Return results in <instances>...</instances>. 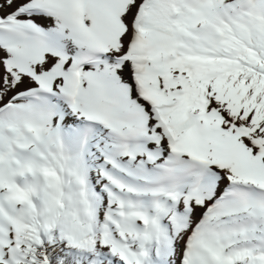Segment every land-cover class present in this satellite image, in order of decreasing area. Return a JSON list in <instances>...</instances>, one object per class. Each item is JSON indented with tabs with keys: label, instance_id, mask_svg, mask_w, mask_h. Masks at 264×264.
<instances>
[{
	"label": "snow or ice",
	"instance_id": "snow-or-ice-1",
	"mask_svg": "<svg viewBox=\"0 0 264 264\" xmlns=\"http://www.w3.org/2000/svg\"><path fill=\"white\" fill-rule=\"evenodd\" d=\"M0 264H264V0H0Z\"/></svg>",
	"mask_w": 264,
	"mask_h": 264
}]
</instances>
